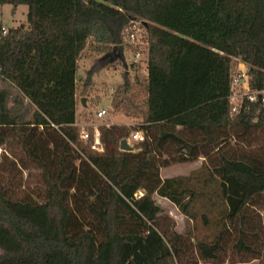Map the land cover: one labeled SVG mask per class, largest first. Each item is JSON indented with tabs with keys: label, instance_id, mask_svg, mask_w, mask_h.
I'll return each instance as SVG.
<instances>
[{
	"label": "trees",
	"instance_id": "1",
	"mask_svg": "<svg viewBox=\"0 0 264 264\" xmlns=\"http://www.w3.org/2000/svg\"><path fill=\"white\" fill-rule=\"evenodd\" d=\"M4 3L27 5V19L0 22V147L15 137L44 195L16 197L0 183V264L218 263L230 233L238 251L264 261V215L248 210L264 204V148L246 139L264 128V103L244 99L232 112L228 99L234 59L250 89H264V0ZM134 23L141 45L128 38ZM126 50L145 54L143 78L129 80L141 66ZM89 57L122 63L105 111L137 119L144 140L131 151L119 149L128 129L115 123L99 128L100 153L77 140L76 71ZM198 154V168L161 178V167ZM155 195L186 223L202 210L211 235L192 244L188 228L168 234Z\"/></svg>",
	"mask_w": 264,
	"mask_h": 264
},
{
	"label": "rangeland",
	"instance_id": "2",
	"mask_svg": "<svg viewBox=\"0 0 264 264\" xmlns=\"http://www.w3.org/2000/svg\"><path fill=\"white\" fill-rule=\"evenodd\" d=\"M26 16L27 5L25 4H19L16 6L9 3L0 4V22L4 27H16L18 25L25 24L27 19ZM138 39L141 41L140 32H138ZM124 52L125 59L128 62V60H131L133 54L128 50ZM143 60L144 59L141 58L139 63L141 70L131 69L130 71L126 72V74L128 73L129 80H134V75H137L140 79L144 77ZM234 68H236L235 64L232 63L231 69ZM123 69L124 68L120 61H117L116 64L110 66L107 64V62H105V60L93 61V57L81 58L78 61V68L76 71V122L81 123L84 121H94L95 119L93 114L95 118H97L96 110L98 109L105 108L107 110H111L109 106L112 91L111 87L117 85L122 80ZM89 70L91 72L90 76L87 75ZM86 83L87 85H83ZM97 96L103 101H101L100 104L94 105L95 98ZM81 99L84 100V105L82 104ZM122 116L126 115L119 110L112 111V113L108 114L106 112L104 118H101L102 120L100 119L102 122L101 125L103 126L111 124L112 122L122 121L124 120V117ZM128 120H131V118L128 117ZM126 128L128 129V134L126 136L128 143L131 146H137L139 143L133 141L130 138L131 132L135 129L134 126L131 124L126 126ZM246 139L251 142V146L253 148L257 146H262V148H264V128L253 127L252 130H250L246 135ZM80 144L83 143L80 142ZM262 152L264 153V149H262ZM6 154L9 155L8 158L5 156ZM256 155L259 154L256 153ZM12 159L15 160L16 163H14ZM187 166V163H177L170 165L167 170L183 172L182 170ZM164 170L165 167H162V171ZM5 182L8 184V190L11 191L16 197L32 195L35 198H43L44 185L41 173L34 162L24 155L19 144L15 141V137L14 139H10L6 145L0 147V183L3 184ZM155 199L163 211L162 216L165 217L167 215V217L169 216L171 218L169 219V217H166L164 219H160L159 221L161 226L168 232V234H170L171 229L174 228V230L180 231L182 234L187 235L186 230L188 228L191 231V236L189 237H191L190 243L192 244H194L197 239L204 238L206 235H211V229L204 226L201 218L199 217V214L202 210H199L198 216L193 221H188V223H186L184 216L178 211L173 203H171L166 198H162L157 195H155ZM248 210H253V216H256V214L262 216V214L264 215V204L260 201L256 206H254L253 209ZM211 215L212 214H209V216ZM261 237L262 239L264 238L263 233H261ZM235 238V233H230L224 237L223 250H221L219 253L220 261L218 263L217 260L213 262L201 261L199 264H239L237 262H242L244 260L248 262L247 264H264V261L260 259V257H256V254L252 253L246 255L241 250L238 251V249L235 247L236 245L234 244ZM248 241L252 240L248 238ZM189 245L190 247H193V245Z\"/></svg>",
	"mask_w": 264,
	"mask_h": 264
},
{
	"label": "built area",
	"instance_id": "3",
	"mask_svg": "<svg viewBox=\"0 0 264 264\" xmlns=\"http://www.w3.org/2000/svg\"><path fill=\"white\" fill-rule=\"evenodd\" d=\"M141 31L142 28L139 23H134L128 33L129 40L134 44H143ZM138 32H140L141 41L138 39ZM141 58L144 59L143 63H145V54L136 52L132 55L131 60L132 62L140 63ZM233 63L236 68L231 69V80L228 95L231 111H237L239 107H241L244 99H247L250 102L258 101L260 103H264V89H250L247 65L239 59H234ZM105 114L106 111L104 108L96 111L97 118H100ZM75 126L77 127V140L86 145L89 151L93 153H100L103 151L104 146L101 140L99 123L95 121H84L81 123L76 122ZM130 138L133 141L140 143L144 140V134L142 131L134 129L130 134Z\"/></svg>",
	"mask_w": 264,
	"mask_h": 264
},
{
	"label": "crops",
	"instance_id": "4",
	"mask_svg": "<svg viewBox=\"0 0 264 264\" xmlns=\"http://www.w3.org/2000/svg\"><path fill=\"white\" fill-rule=\"evenodd\" d=\"M105 109V108H104ZM98 110H100V109H98ZM98 110H96V111H98ZM108 114V113H107ZM106 115V114H105ZM104 115V116H105ZM104 116H102V117H100V118H95L94 117V119L96 120H94L95 122H97V123H99L100 125L102 124V122L100 121V119L101 118H104ZM118 117V116H117ZM122 117H124L123 119L124 120H122V121H119V122H112V123H115V124H119V125H122V126H128V125H135V124H137L138 122H137V119L136 118H131V120H128V117H126V116H122ZM130 118V117H129ZM76 119H77V117H76ZM98 120V121H97ZM102 120V119H101ZM135 120V121H134ZM204 160V157L202 156V154H198L194 159H191V160H187V161H181V162H172V163H169V164H167V165H165V166H163V167H165V170L164 171H162V167H161V169H160V176H161V178H166V177H171V176H175V175H184V174H187V173H189L191 170H193V169H196V168H198L199 166H200V164L202 163V161ZM177 163H187L188 164V166L187 167H185L182 171L183 172H181V171H169V170H167V168L170 166V165H172V164H177ZM174 172H179V173H174ZM262 225L264 226V221L262 222ZM250 242V241H249ZM249 242H247V245L249 244ZM252 260H254V259H252ZM237 263H239V264H247L248 262H246L245 260L244 261H239V262H237Z\"/></svg>",
	"mask_w": 264,
	"mask_h": 264
},
{
	"label": "water",
	"instance_id": "5",
	"mask_svg": "<svg viewBox=\"0 0 264 264\" xmlns=\"http://www.w3.org/2000/svg\"><path fill=\"white\" fill-rule=\"evenodd\" d=\"M81 102L84 105V100L83 99H81ZM119 149L126 150V151H131L132 150V146L128 143L126 138H123L119 142Z\"/></svg>",
	"mask_w": 264,
	"mask_h": 264
}]
</instances>
